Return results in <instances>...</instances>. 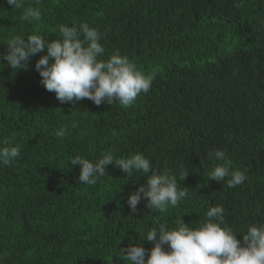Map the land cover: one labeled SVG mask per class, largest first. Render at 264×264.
<instances>
[{
  "label": "trees",
  "instance_id": "16d2710c",
  "mask_svg": "<svg viewBox=\"0 0 264 264\" xmlns=\"http://www.w3.org/2000/svg\"><path fill=\"white\" fill-rule=\"evenodd\" d=\"M24 6L37 7L35 0ZM38 6L41 20L28 23L24 9L0 0V54L12 36L51 41L61 38V25L88 23L102 36V59L118 50L156 78L127 108L87 98L61 104L35 68L46 50L17 71L0 60V147L21 145L13 165H0V264H127L120 250L139 246L157 218L169 228L180 218L195 228L216 205L241 242L250 224L264 223V0ZM61 126L68 132L58 138ZM108 150L117 158L143 154L153 171L177 175L188 195L166 213L146 208L144 198L132 212L127 199L151 173L126 175L112 164L96 185L79 183L80 166L70 158L95 161ZM214 150H224V159L210 157ZM228 162L249 179L235 188L208 179Z\"/></svg>",
  "mask_w": 264,
  "mask_h": 264
},
{
  "label": "clouds",
  "instance_id": "9594fccd",
  "mask_svg": "<svg viewBox=\"0 0 264 264\" xmlns=\"http://www.w3.org/2000/svg\"><path fill=\"white\" fill-rule=\"evenodd\" d=\"M15 9H24L21 19L28 23L40 21V0H35L37 7L24 6V0H6ZM59 39L49 41L43 35H15L7 42V51L0 54V60L7 62L12 70L27 68V62L36 54L47 51L40 57L35 68L41 83L49 92H54L61 103H73L87 98L95 105H111L116 102L122 107L132 106L137 97L148 93L156 78V73L145 74L135 62L117 50L106 60L102 59L106 49L100 43L101 34L88 23L78 26H59ZM50 60L52 61L50 63ZM3 65V64H0ZM68 129L61 126L56 136L64 137ZM102 158L92 161L83 156L70 158L71 166H80L78 182L94 186L106 176V166L115 164L126 175L132 172L151 173L145 183L133 191L127 204L132 212L144 198L146 208L166 213L188 195L187 187L181 188L177 175L169 171L156 172L152 164L141 153L128 158H117L111 150L101 154ZM224 150L209 152L210 157L223 160ZM21 156V145L0 147V165L11 166ZM230 162L218 164L208 174V179L221 182L228 188L243 184L249 177L239 170H232ZM189 173L185 166L179 169V181H184ZM226 210L222 205L210 207L206 220L198 227L185 225L180 218L177 227L169 228L156 219L154 227L146 234L144 241L153 245L150 251L131 244L121 249L123 261L127 264H264V223H253L237 239L238 233L225 222ZM259 208L252 215H256ZM167 246V250L165 249ZM147 254V259H146Z\"/></svg>",
  "mask_w": 264,
  "mask_h": 264
}]
</instances>
